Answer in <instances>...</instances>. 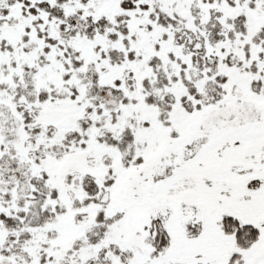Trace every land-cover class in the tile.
<instances>
[{"label":"snow or ice","instance_id":"6c2138e0","mask_svg":"<svg viewBox=\"0 0 264 264\" xmlns=\"http://www.w3.org/2000/svg\"><path fill=\"white\" fill-rule=\"evenodd\" d=\"M0 264H264V0H0Z\"/></svg>","mask_w":264,"mask_h":264}]
</instances>
